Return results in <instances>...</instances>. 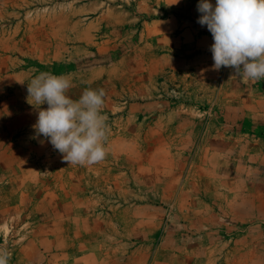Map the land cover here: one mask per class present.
<instances>
[{"label":"rangeland","instance_id":"374dc122","mask_svg":"<svg viewBox=\"0 0 264 264\" xmlns=\"http://www.w3.org/2000/svg\"><path fill=\"white\" fill-rule=\"evenodd\" d=\"M92 1L0 0V247L10 264H264V79L213 69L199 0L182 14L200 31L191 64L119 63L113 46L71 62L66 47L99 37L80 13ZM104 1L113 13L118 1ZM94 68L98 78H82ZM41 72L67 75L74 100L104 90L102 162L69 165L32 138L27 82Z\"/></svg>","mask_w":264,"mask_h":264},{"label":"clouds","instance_id":"9594fccd","mask_svg":"<svg viewBox=\"0 0 264 264\" xmlns=\"http://www.w3.org/2000/svg\"><path fill=\"white\" fill-rule=\"evenodd\" d=\"M197 11V23L213 37V69L227 67L250 81L264 79V0H199ZM72 86L67 75L48 72L27 82L28 102L38 109L32 138L42 136L39 142L50 143L69 165L102 162L109 132L103 115L105 92L89 87L74 100L68 95ZM10 260V250L0 247V264Z\"/></svg>","mask_w":264,"mask_h":264},{"label":"crops","instance_id":"0c3cea01","mask_svg":"<svg viewBox=\"0 0 264 264\" xmlns=\"http://www.w3.org/2000/svg\"><path fill=\"white\" fill-rule=\"evenodd\" d=\"M117 1L112 7L113 13H109L110 9L104 0H94L80 8L81 15H91L90 23L95 28L94 33L100 29V34L98 38L96 33V36L87 42L66 47L65 56L71 62L75 58L87 57L92 48L100 55L103 50L113 46L120 50L119 63L128 58L129 62L134 64H160L163 70L176 69L177 65L183 63L191 64L195 50L194 41L199 40L200 31L190 21V24L186 25L188 20L182 18V14L193 13L192 0H179V3H175V0ZM123 1L126 3H122ZM85 23L83 19L77 22L74 28L77 30L76 39L83 40L84 29L81 26ZM101 73V69L94 68L90 72L84 71L82 78L88 79L93 75L98 78ZM151 79L149 74L144 75L143 80L150 82ZM143 87L150 88L151 84H143ZM61 249L57 248L54 254L48 252L47 255L51 254L56 260L55 255L60 254ZM87 256L85 258H88ZM79 257L72 255V262L81 260Z\"/></svg>","mask_w":264,"mask_h":264}]
</instances>
